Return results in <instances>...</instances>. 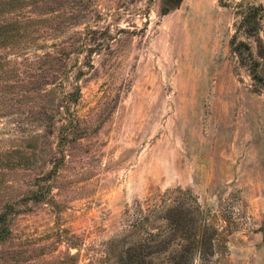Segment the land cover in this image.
Returning <instances> with one entry per match:
<instances>
[{
    "label": "rangeland",
    "instance_id": "1",
    "mask_svg": "<svg viewBox=\"0 0 264 264\" xmlns=\"http://www.w3.org/2000/svg\"><path fill=\"white\" fill-rule=\"evenodd\" d=\"M21 3L0 30V264H105L167 191L225 229L216 264H264V59L240 25L264 0Z\"/></svg>",
    "mask_w": 264,
    "mask_h": 264
},
{
    "label": "trees",
    "instance_id": "2",
    "mask_svg": "<svg viewBox=\"0 0 264 264\" xmlns=\"http://www.w3.org/2000/svg\"><path fill=\"white\" fill-rule=\"evenodd\" d=\"M21 5V0H0V30L4 26L20 29L19 16L7 13L15 11V6L21 8ZM263 17V7L252 6L240 23L246 35L255 38L259 59H264V45L259 37ZM233 51L243 60L247 54L251 61L250 76L256 80L258 62L253 59L249 46L238 42ZM51 56L48 54L45 57ZM64 129L66 132L69 128ZM61 139H67L65 134L61 135ZM75 139L72 137L70 141ZM150 203L148 207L139 202L134 204L133 217L123 236L115 237L107 245L105 264H216L226 254L225 229H219L210 208L203 207L195 196L185 191H167ZM4 216V213L0 214V242L8 234ZM260 231L264 238V221Z\"/></svg>",
    "mask_w": 264,
    "mask_h": 264
}]
</instances>
